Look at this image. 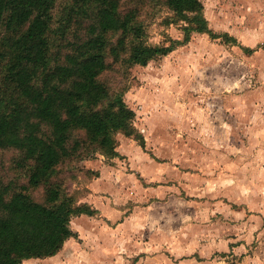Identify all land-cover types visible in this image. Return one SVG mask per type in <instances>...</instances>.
I'll list each match as a JSON object with an SVG mask.
<instances>
[{"label": "rangeland", "instance_id": "1", "mask_svg": "<svg viewBox=\"0 0 264 264\" xmlns=\"http://www.w3.org/2000/svg\"><path fill=\"white\" fill-rule=\"evenodd\" d=\"M163 1L123 0L122 8L137 9L146 44L173 45V51L147 66L128 65L122 52L118 61L108 54L110 70L100 78L111 93L123 92L148 153L119 160L123 174L108 168L99 175V155L72 156L57 168L55 180L64 193L78 203L104 202L97 225L110 227L102 233L111 240L101 248L90 249L89 232L72 241L85 242L88 259L101 258L100 264L108 257L114 264L135 258L141 264H226L241 255L264 264V0H201L213 34L191 33L189 39L186 23ZM78 11L74 0L54 2L52 52L65 51L81 32H75ZM10 35L3 27L0 44ZM119 38L111 43L116 46ZM4 74L0 64V93ZM119 139L121 147L128 145L122 135ZM16 157L11 149L0 150V175L21 185L27 178L15 167ZM131 159L159 165L138 172L155 184L129 179L137 171ZM97 178L105 183L97 184ZM29 192L43 200L42 188ZM110 196L119 208H107ZM110 216L116 219L107 224ZM85 220L72 218V231L82 232L94 221Z\"/></svg>", "mask_w": 264, "mask_h": 264}, {"label": "trees", "instance_id": "2", "mask_svg": "<svg viewBox=\"0 0 264 264\" xmlns=\"http://www.w3.org/2000/svg\"><path fill=\"white\" fill-rule=\"evenodd\" d=\"M55 1L0 0V30L5 27L11 33L0 44L5 73L0 150L17 154L15 167L27 178L19 185L0 175V264L55 256L66 240L76 236L72 218L97 213L64 193L62 183L55 180L62 162L82 154H86L82 160L98 155L112 160L118 157L119 134L145 147L134 124L136 113L123 92L111 93L100 79L110 70L108 54L114 53L118 61L122 52L128 65L147 66L174 49L146 44L137 9L124 10L123 0H74L80 14L75 32H81L68 40L65 51L52 52L49 31ZM163 4L176 20L186 23L187 39L191 33L213 34L201 0ZM116 35L120 38L114 46L111 38ZM39 188L44 191L42 201L29 192Z\"/></svg>", "mask_w": 264, "mask_h": 264}, {"label": "crops", "instance_id": "3", "mask_svg": "<svg viewBox=\"0 0 264 264\" xmlns=\"http://www.w3.org/2000/svg\"><path fill=\"white\" fill-rule=\"evenodd\" d=\"M121 135L123 136L124 140H126L128 142V145L126 147L125 146H123V147L120 146L119 136H121ZM142 136H143V138L145 140V147H141L134 139L125 137L123 134H119L117 136L118 147L116 149V151L118 152V157H116V158H114L112 160H109L110 164H105L104 163V160H105L104 157L100 156V157L103 158V161L102 162L100 161L103 166H100V162L96 160V162L99 164V169L97 171L99 173V175H102V173L104 171H108L109 169L113 170V171H115L117 173L120 172V174H123V169L124 168L121 167L122 162H120L119 160H123L125 158L124 156H131V154L135 155V154L141 153V152L142 153L143 152L148 153L147 152V145H148L147 138L144 137V135H142ZM132 149H134V153H132V151H131ZM151 157L153 158V156H151ZM91 162H92V164H95L94 161H91ZM131 166H132V168H134L133 166H136L135 168H137L136 169L137 171L129 173L128 174L129 179L135 178V180L138 183H142V185L143 184H155V183H148L149 179L145 178V180H144L142 178V175H139L140 173H138V172H145V171L147 172L148 168H149V170L157 169V167L159 165H157L156 163H150L149 167H148V165H146L144 162L143 163L135 162V161H133V159H131ZM104 179L105 178H97V184L105 183ZM107 182H108V184H110L111 180L108 179ZM93 183L90 185L91 192L95 191ZM107 200H110V202H111L109 207H107V208H110V209L119 208L118 206L115 205L116 204L115 201L113 203L114 198L112 196H110V199L107 198ZM83 203H88V202L84 201ZM88 204L92 208L96 209L97 213L95 215H93V216L81 215V216H78V217H75V218H77L78 221L90 218V219H92V220H94L96 222L93 224L94 221H91V226H83V230L84 231H82V232H79V231H74V232H76V234L78 233L80 235V238H84V235L86 234V232L87 233L89 232L90 233V236H89V238H90L89 247H90L91 250H93L95 248H97V249L101 248V244H105L104 240H106V242H109L111 240V238L109 236H107L106 239H105V236L102 233L103 230H106L105 232L109 233L110 227H108V226L101 227V226L97 225L98 224L97 221L100 220V217H101V216H99V214L101 213V211H103L104 202L97 201L95 203V201H92V203H88ZM113 212H115V210ZM115 219L116 218L112 219V217L110 216V217H108V219L105 222L107 224H109L110 220H112V222H114ZM71 223H72V221H71ZM113 232H115V231H113ZM72 240H73V237L69 238L68 240H66V242L64 243V245H63L62 249L60 250V252L58 254H56L55 256H53V257L45 258V259L25 260V261H23L22 264H26V263H30V262H36V261H38V262H46V263L47 262H53L55 264H63L64 260L70 261L71 259L73 261H75V264H100V262H103L102 259L98 258V257H92V258L88 259V253H87V251H85L86 250L85 246L87 244H85V242H81V241H79L78 243H73ZM233 247H236V246H232V248ZM73 250H75V253L78 252L79 250H81V252L78 253L77 255H73V253H72ZM224 254L225 253H222L221 255L223 256ZM241 256L242 257H239L237 260L234 259L233 261L227 262L226 264H248V262L253 264L252 260H251L252 259L251 256H250V259H246L243 255H241ZM135 260H132L131 264H141V262H140V260H138V258H135ZM103 263H105V262H103ZM106 264H114V261L108 257L106 259ZM254 264H259V262H257V259L254 260Z\"/></svg>", "mask_w": 264, "mask_h": 264}]
</instances>
